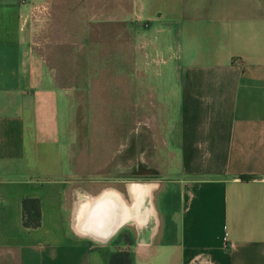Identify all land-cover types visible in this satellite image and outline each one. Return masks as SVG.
Wrapping results in <instances>:
<instances>
[{
  "label": "crops",
  "instance_id": "obj_1",
  "mask_svg": "<svg viewBox=\"0 0 264 264\" xmlns=\"http://www.w3.org/2000/svg\"><path fill=\"white\" fill-rule=\"evenodd\" d=\"M50 2L0 0V264H264V0H97L128 41L134 147L176 157L149 179L119 148L96 175L72 161L66 91L34 44Z\"/></svg>",
  "mask_w": 264,
  "mask_h": 264
},
{
  "label": "rangeland",
  "instance_id": "obj_2",
  "mask_svg": "<svg viewBox=\"0 0 264 264\" xmlns=\"http://www.w3.org/2000/svg\"><path fill=\"white\" fill-rule=\"evenodd\" d=\"M96 2L51 0L43 18L36 20L34 44L67 95L64 144L72 161L81 162L88 175L109 167L113 148L120 149L115 160L122 166L145 161L144 157L151 162L149 168L128 169L134 177L149 179L165 174V160L171 173L174 153H142L134 147L142 144L143 149L145 145L143 137H135L136 131L143 135L145 122L135 121L130 113L128 73L117 70V66L129 63L128 41L114 42L118 25L95 8Z\"/></svg>",
  "mask_w": 264,
  "mask_h": 264
},
{
  "label": "trees",
  "instance_id": "obj_3",
  "mask_svg": "<svg viewBox=\"0 0 264 264\" xmlns=\"http://www.w3.org/2000/svg\"><path fill=\"white\" fill-rule=\"evenodd\" d=\"M243 178L250 176L243 175ZM24 223L28 226H37L41 222L40 201L37 197H25L23 200ZM130 256L127 250L115 252L111 258V264H129Z\"/></svg>",
  "mask_w": 264,
  "mask_h": 264
},
{
  "label": "built area",
  "instance_id": "obj_4",
  "mask_svg": "<svg viewBox=\"0 0 264 264\" xmlns=\"http://www.w3.org/2000/svg\"><path fill=\"white\" fill-rule=\"evenodd\" d=\"M49 8L48 4H41L38 6V9L36 10V18L38 20L42 19L43 16L45 15L47 9Z\"/></svg>",
  "mask_w": 264,
  "mask_h": 264
}]
</instances>
